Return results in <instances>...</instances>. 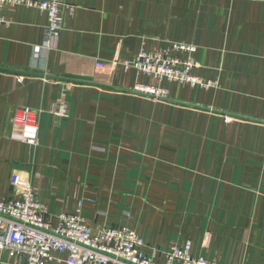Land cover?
<instances>
[{"label":"crops","instance_id":"0c3cea01","mask_svg":"<svg viewBox=\"0 0 264 264\" xmlns=\"http://www.w3.org/2000/svg\"><path fill=\"white\" fill-rule=\"evenodd\" d=\"M66 4L60 37L36 57L45 15L1 13L0 198H15L17 175L53 221L80 210L93 232L132 229L149 255L189 240L216 264H264V0ZM170 43L196 46L193 74L212 87L109 66ZM61 107L67 116L54 117ZM22 108L42 111L36 147L12 137ZM0 264L24 263L0 253Z\"/></svg>","mask_w":264,"mask_h":264},{"label":"built area","instance_id":"2783aa9c","mask_svg":"<svg viewBox=\"0 0 264 264\" xmlns=\"http://www.w3.org/2000/svg\"><path fill=\"white\" fill-rule=\"evenodd\" d=\"M7 7H25L45 15L44 41L41 47H34L35 57L41 49H50L51 41L60 37L63 29L61 8H72L66 0H0V26L10 25L1 15ZM196 51L195 45L170 43L152 52L140 51L129 60L110 62L109 66H120L126 71L133 69L158 83L167 81L208 89L213 82L193 74ZM98 67L105 68V65ZM132 92L152 100L168 98L167 89L161 86L136 85ZM41 113L19 109L11 121L12 137L36 147ZM51 114L56 118L67 116L64 107L53 108ZM11 185L15 198H0V253H9L24 264H50L64 254L67 255L65 264H216L203 255H194L189 240L175 243L162 253L149 255L144 239L132 229L120 225L93 232L80 210L54 217L53 221L47 218L50 216L48 209L39 202L29 182L13 175Z\"/></svg>","mask_w":264,"mask_h":264}]
</instances>
